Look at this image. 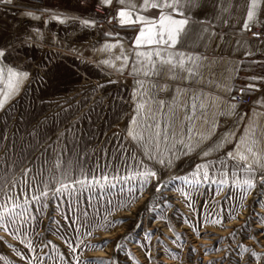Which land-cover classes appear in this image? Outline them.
<instances>
[{
    "label": "rangeland",
    "instance_id": "rangeland-1",
    "mask_svg": "<svg viewBox=\"0 0 264 264\" xmlns=\"http://www.w3.org/2000/svg\"><path fill=\"white\" fill-rule=\"evenodd\" d=\"M21 14L0 2V64L28 73L0 110V205H19L0 226V264H264V171L244 170L231 148L172 169L147 162L128 136L126 78L79 50L77 26L67 32L74 45L52 49ZM198 164L211 179H177ZM145 166L164 187L157 192L151 178L134 202L113 210L139 188ZM246 179L255 187L245 193ZM62 183L68 190L56 192ZM105 216L123 223L94 228Z\"/></svg>",
    "mask_w": 264,
    "mask_h": 264
},
{
    "label": "crops",
    "instance_id": "crops-1",
    "mask_svg": "<svg viewBox=\"0 0 264 264\" xmlns=\"http://www.w3.org/2000/svg\"><path fill=\"white\" fill-rule=\"evenodd\" d=\"M11 3L19 8L22 17L30 20L31 27H36L48 48L58 50L61 45H74L73 40L67 39V32L73 35L74 32L68 29L77 26L80 29L79 50L88 47L91 59L98 67L126 78L132 103L128 130L133 126L139 103L153 109L162 125L171 124L167 144L163 141L160 144L161 153L167 156L166 148L172 153L174 163L171 167L149 159L145 146L128 135L147 162L172 169L186 158H214L227 148L235 154L236 144L245 136L246 129L248 136L256 141L250 146L264 158V0H258L256 16L248 22L247 28L245 22L251 0H190L185 9L189 20L188 35L174 49L166 51L184 53L192 60L186 59L183 67L171 69L165 65L161 69L159 59L153 57L155 70L144 57L138 59L136 56L137 51H150L154 47L136 48L135 37L141 25L121 26L117 16L118 11L124 9L131 12L133 18L137 14L158 18L159 9L141 8L143 0H125L123 4L111 0L108 5H103L101 0H12ZM96 5L109 11L107 22L99 20ZM28 12L40 19L25 15ZM53 14L65 22L51 19ZM83 20L95 23L84 25ZM0 68H3V77H0L2 99L8 92V69L18 70L7 64H0ZM237 87H242L245 95L253 97L252 106L246 112L231 99ZM160 102H164L163 107ZM232 105L236 107L233 109ZM143 115L142 110L141 119ZM220 122L223 127L219 131ZM226 133L234 135L228 137L227 144L205 157L203 153L213 148ZM188 145L193 146L192 151L188 150ZM148 150L155 156L154 149ZM240 151L248 155V160L242 162L264 171L244 147Z\"/></svg>",
    "mask_w": 264,
    "mask_h": 264
},
{
    "label": "snow or ice",
    "instance_id": "snow-or-ice-1",
    "mask_svg": "<svg viewBox=\"0 0 264 264\" xmlns=\"http://www.w3.org/2000/svg\"><path fill=\"white\" fill-rule=\"evenodd\" d=\"M0 2L11 3L12 0H0ZM101 2L103 5H108L111 3V0H101ZM124 2L125 0H119V3L121 4H123ZM189 3L190 0H143L141 8L143 10H147L149 8L159 9L160 14L158 18H148L144 15L139 14H137L136 17L133 18L132 13L129 11H126L124 9H120L118 11L117 16L119 17V23L121 26L135 25L137 23L141 25L139 33L135 37V46L137 49L143 46H154L150 51L136 52L137 58L139 59L141 57H144L148 61L149 65L153 68V70H155L156 68V63L153 61V57L159 59V65L161 69H163L165 65L170 66L171 69L183 67L186 59L188 61L192 60V57H186L184 53L166 51L167 49H174L176 45L181 41V39L188 35L189 20L186 17L185 9L188 7ZM257 7L258 0H251V4L247 10V20L245 22V28L248 27V22L252 21L255 18ZM25 15H28L34 19H40L39 16H34L32 12L25 13ZM51 19H55L61 23L65 22L64 19H62L59 15L56 14H53ZM82 23L84 25H88L90 23L94 24L95 22L83 20ZM105 47H108V45H106ZM4 56L5 52L3 50H0V58ZM197 59L199 58L197 57ZM104 62L108 63V61ZM27 76V72H17L11 68L8 69V92L4 94V97L2 99H0V107H3L4 103L10 97V95L14 94L15 91L18 90L19 85L23 82L25 78H27ZM0 77H3V68H0ZM249 87H251V85ZM160 103L161 107H163L164 102ZM231 107L234 109L236 105H232ZM193 108L195 109V104L193 105ZM142 110L144 115L141 119L140 113ZM136 112L137 116L134 117L132 120L133 126L129 128L128 135L133 140L137 141V143L141 144L142 146H145L146 154L148 155L149 159H155L157 163L165 167H171L174 163L171 151L167 148L165 149V152L168 153L167 156H165L160 151L161 142L163 141L165 144H167L169 138L168 129L171 128V124L169 123L167 125H162L161 122L157 120L154 110L148 108L144 103L137 104ZM248 132L249 130L246 129L245 136H242L239 142L236 144L235 154L233 152H228L227 155L231 159H236L238 157L240 161H247L248 155H246L245 152L240 151L241 147H244L245 151L247 153H250L255 158L254 163H256L259 167L264 168V158L259 157L258 154L254 151L253 147L250 146L252 144H255L256 141L254 138L248 136ZM232 135L234 134L226 133L224 137L218 143H216L213 148H210L205 151L203 155L207 157L212 151L219 150L221 147L228 143V137ZM201 139H204V137L202 136ZM180 142L183 143V141ZM148 149H154L155 156H153L152 152ZM188 150L192 151L193 146L188 145ZM221 165L223 166V161H221ZM208 168V165L198 164L196 166L195 171L184 177H177V179H181L185 183H189L193 186H198L202 181L211 179ZM201 169H204L202 175ZM244 170L252 171V164L246 163L244 165ZM222 174L225 176L227 175V173ZM136 175L141 177L139 188L130 190L128 200L118 202L117 209L113 210L125 208L130 203L134 202L137 199V194H142L144 187L147 185L151 178L157 179V192L161 191V189L164 187V185L159 181V176L157 172L147 166H145L143 172H138L136 173ZM233 175H235V172H233ZM103 179L107 181L108 178L107 176H105ZM124 179L130 180L131 177H125ZM260 180L262 183H264V176H261ZM96 182L97 181L95 180V177H93V183ZM224 182V180L219 181L220 184H223ZM75 183H80L83 187L86 185L87 179L84 178L81 181H73V186L75 185ZM242 183L243 185H246V188L242 187V191L245 193L248 189L255 187L253 179H246ZM65 190H68L67 183H62L59 187L55 189L56 192H61ZM41 195L47 196V190L44 191ZM184 195L186 196L187 193H184ZM33 199L38 200L39 197L34 195ZM17 207H19V205L15 204V202H13L11 208H5L3 205H0V226H3L5 227V229H7V218L14 217L16 215L14 209ZM110 214L111 213H109V215ZM222 220L223 218L221 217L219 220H215L213 222L222 224ZM114 223H123V221L120 220L112 222L108 220V216H105L103 221H101L100 224L95 225L94 228L100 227L107 230L109 227L113 226ZM91 234V232L88 233V235ZM103 243H107V241H104ZM119 247L120 245L118 244L117 248ZM244 251H247V249L245 248ZM253 255H255V253H253ZM77 264H79V261H77ZM95 264H110V262L98 261L95 262Z\"/></svg>",
    "mask_w": 264,
    "mask_h": 264
},
{
    "label": "built area",
    "instance_id": "built-area-1",
    "mask_svg": "<svg viewBox=\"0 0 264 264\" xmlns=\"http://www.w3.org/2000/svg\"><path fill=\"white\" fill-rule=\"evenodd\" d=\"M95 12H97L100 17L99 20H102L104 22H107V17L109 14V11L104 9L101 6L96 5L95 7ZM239 107L241 110L246 111L248 110L253 101V97L249 95L244 94V89L242 87H237L235 92L232 95L231 98Z\"/></svg>",
    "mask_w": 264,
    "mask_h": 264
}]
</instances>
